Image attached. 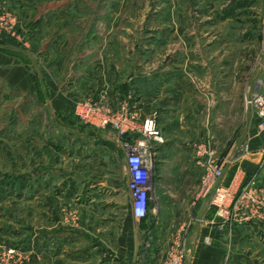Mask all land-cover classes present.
<instances>
[{
	"label": "rangeland",
	"instance_id": "1",
	"mask_svg": "<svg viewBox=\"0 0 264 264\" xmlns=\"http://www.w3.org/2000/svg\"><path fill=\"white\" fill-rule=\"evenodd\" d=\"M0 4L15 20L14 35L1 36L0 40L5 38L17 48L16 52H2L16 64L7 63L0 68V264H46L43 252L50 256L59 252L61 246L44 248V240L47 242L64 232L74 234L76 239L75 243L64 245L68 264H103L111 260L112 248L127 241L129 228L138 230L140 243L136 249L145 243L152 247L157 233L163 229L156 224L159 219L151 202V212L145 219L136 224L129 218L123 195L126 165L114 135L108 132L103 141L89 134V144L76 142L75 138L64 139L65 134L58 131L49 116L42 91L46 86L36 79V74L57 85V92L73 104L74 114L78 102H99L113 110L126 104L139 118L156 115L162 142L178 137L189 143L191 150L195 149L196 158L197 147L208 136L213 137V142L218 140L229 146L237 132H205L214 118L205 116L202 100L193 103L197 113L189 118L196 125L194 132H166L171 124L163 121L162 112L168 114L170 102L166 100L162 105L161 101L155 102L156 89L150 84L157 73L153 66L163 61L160 65L167 68L177 59L178 75L196 79L204 75V65L210 62L211 76L242 78L243 81L238 80L243 83L238 112L244 123L249 114H255L253 108L245 106L244 99L262 95L259 85L247 83L257 69L251 68V64L255 59L260 62L264 56V0H0ZM61 13H67L68 17L61 18ZM43 22L52 24L48 25L49 30ZM59 25L66 35L60 34ZM210 28L211 38L209 33L205 37L204 30ZM174 43L180 48L178 53H173ZM213 43L217 44L212 49L205 47ZM61 58L66 67L59 70L56 65ZM88 59V63L93 60L103 63L99 75L95 74L90 84L84 85L85 90H99L100 98L95 101L90 100L93 94L77 99L70 84H65L67 77L75 80L79 63ZM220 62L223 65L226 62L228 68L219 69ZM191 81L195 83L191 94L194 96L195 92L197 99H203L205 88L197 85L196 80ZM109 91L115 94L116 102L111 100ZM182 111L183 120L187 121V105H182ZM57 119L65 127L75 123L65 116ZM105 144L110 147L106 159H113L111 169L115 174V186L109 188L92 177L91 147L99 145L103 149ZM246 150V144L242 143L238 153L245 154ZM149 162L152 185V157ZM251 179L236 195L243 196L244 205L237 222L229 220L222 224L214 212L215 220L222 225L238 223L245 228L249 225L252 230L244 233L235 255L229 252L234 244L227 245L223 264H264L261 251L255 257V242L251 240L255 236V223L264 226V197L257 192L264 193V187L252 189ZM153 193L150 192V197ZM255 200L259 202V210H255ZM179 216V226L172 228L167 237V248L181 231L180 225L187 223L186 214ZM181 239L189 249L183 236ZM95 252L104 257L91 262L90 255Z\"/></svg>",
	"mask_w": 264,
	"mask_h": 264
},
{
	"label": "crops",
	"instance_id": "2",
	"mask_svg": "<svg viewBox=\"0 0 264 264\" xmlns=\"http://www.w3.org/2000/svg\"><path fill=\"white\" fill-rule=\"evenodd\" d=\"M59 16L61 18L68 17L67 13H61ZM44 23L45 22H43V24ZM48 25L49 24L45 23V26H47L46 30H49V26L52 24ZM57 29H59L62 36L66 35L65 29L63 30L61 25H59ZM211 32V28L205 29V37H207L209 33V37L211 38ZM1 44H3V46H1ZM213 44L214 45H207L205 47L209 46V49H212L217 43ZM171 47L173 53H178L180 51L178 44L176 45L174 43ZM85 48L88 49L89 46L84 47V49ZM16 49V46L5 38L0 40V68H3L4 64L7 63H15V60L4 56L2 52H4V50L16 52ZM54 51L55 50H52V52ZM84 52L83 50V53ZM88 62L89 59L87 61H81L79 63L80 66L77 67V69L80 70L78 71L76 69L75 80L72 81L70 80L72 77H67V79H65V84H70L69 88L74 90L72 94H74L77 99L81 100L87 96L89 97V94L90 96L93 94L90 100L95 101L100 98L99 90L94 91L93 88H91V91H89V88L85 90L84 85L90 84L89 82L92 81V77L95 74L99 75L98 70L103 63L100 60L90 61L91 63ZM162 62H156L153 66L152 70L157 73L154 77L155 81L150 84L154 85L156 89L155 102L159 101L160 103L161 101V105L164 104L166 100L170 102V105L167 106V109L169 108L168 114H165L164 110L162 112V115H164V118H162L163 121H169L168 123L171 124L166 132L173 134L194 132L196 125L193 120L189 118L195 117L194 114L197 113L196 106H194L193 103L196 102V100H202L205 105V116L214 118L213 122L207 125L205 132L209 134L212 132L215 134L231 131L237 132V136L229 146H226V144L218 140L213 142V137L211 135L208 136L203 143L209 145L215 151L216 156L220 157L224 162V171L220 184L231 189L235 194L239 192V189L250 178H252L251 184L253 183L252 189L264 187V131L259 129V120L254 112L248 115L244 123L238 112L240 108V85L243 84L240 83V81H243V79L233 78L232 76H211L209 74L212 68L210 62L205 63L204 71H206L203 76L197 77L196 79L190 78L188 76L178 75L180 67L179 60H173V62L168 64L169 67L167 68H164V66H162L163 64L160 65ZM256 62L255 59V62L251 64V68L257 69L256 72L254 70L251 81L250 83L248 82L247 85L250 84L253 87L259 85V90L264 96V56L260 62ZM58 64L56 68L59 70L66 67L64 58H61ZM225 66H227L226 62H224V65L220 62L218 67L219 69H225ZM89 70H92L91 75H89ZM58 75L60 74H57V76ZM33 78L35 79V75ZM36 79L41 83L43 82L42 84L46 86L42 91L44 92L45 104L49 106V116L58 131L65 134L63 136L64 139L69 141L70 138H75L76 142L80 141L82 144H89V134H91L93 137H101L103 141H106V136L109 135L108 131L97 130L81 124L74 114L73 104L68 98L61 96L57 92L56 84L47 77L44 79L39 74H36ZM192 79L197 81V85L205 88L206 92L203 99H197V94L195 92H193L194 96L191 94V92L195 90L192 85L195 83L191 81ZM238 80L240 81L238 82ZM60 82L62 83V80ZM97 82V84L100 83L99 81ZM144 83L148 84L147 81ZM33 91V94L37 93L36 89H33ZM108 93L110 97H112L111 100L116 102L115 94L112 95L110 91ZM164 96L168 98L164 99ZM119 97L121 96L119 95ZM149 100L150 98L148 101ZM184 104L187 105L188 110L186 116L189 120L187 119V121L183 120L185 113L182 111V105L185 106ZM63 116L74 121V125L65 127L63 123L57 119ZM144 118H146V116L140 115V120ZM67 136H69V138ZM242 143H245L247 146V152H245V154L238 153ZM99 145L98 148L94 146L91 147V149H93L92 161L95 170L92 172V177L97 180L98 183L102 181L99 185H107L109 188L115 186V174L111 169L113 159L110 157L106 159V155L110 154L109 145L105 144L106 147H103L106 151ZM84 149L85 148H82V150ZM119 152L122 160H124L122 151L120 150ZM194 152L195 149L191 150L189 143L180 140L178 137L175 138V140H164L161 143L152 144V158L154 161L152 190L154 193L152 194L153 196L150 197V202L151 205L153 203L154 206L153 213H155L157 215L156 218L159 219L156 224L157 226L159 225L158 227H162L163 230L157 233L158 238L148 254V261H156L163 255L168 245L169 239L167 237L170 235L171 229L179 226L180 214H186L188 220L186 221L187 223L180 225L181 231L176 234L177 236L181 235L184 237L187 246L191 250L189 264H223V258L228 249L227 245L229 243L234 244V246H230L229 252L235 255V253L238 252V246L236 245H238L239 241H243L246 235L244 233L251 230L249 225L246 226V228L238 223L222 225L215 220V211L211 206L210 196L202 198L199 195L201 172L196 164ZM123 177L125 182V190L123 192L125 210L129 218L137 224L140 221L135 220L131 213L130 194L127 189L128 178L126 174H124ZM258 208L259 206L255 205V210H258ZM164 223L167 226H164ZM174 224L178 225L174 226ZM184 229L187 231L184 232ZM128 231L127 241L119 242L117 246L113 247L112 259H109V261L103 264H120L119 262L136 264L138 254L141 251V248L136 249L137 246L139 247L140 243L138 239V230L134 227V230L131 231L129 228ZM254 234L255 239L253 238L251 240L255 242V257L258 254L257 251H261L263 253L262 255H264V226L260 223H255ZM172 236L173 235H171V237ZM74 237V234L64 232L50 237L47 242L44 240V248L50 249L51 245L56 244L61 246L60 251L56 254L49 256V254H47L48 252H43L42 257L44 258V262L46 264L70 263L68 259H65L67 251L63 249L68 243H75L76 239ZM206 238H209L211 241L209 247L202 246L205 244L203 242ZM100 257H104V254L95 252L90 255V260L91 262H95L98 261ZM75 260L76 258L73 257L72 261ZM255 260L258 259L255 258Z\"/></svg>",
	"mask_w": 264,
	"mask_h": 264
},
{
	"label": "built area",
	"instance_id": "3",
	"mask_svg": "<svg viewBox=\"0 0 264 264\" xmlns=\"http://www.w3.org/2000/svg\"><path fill=\"white\" fill-rule=\"evenodd\" d=\"M14 21L13 16L0 4V37L14 35ZM244 102L247 108L255 110L259 129L264 131V96L254 94L245 98ZM75 115L84 125L108 131L114 135L124 155L132 216L137 221L145 219L151 212L150 192L153 191L149 164V159L152 157V144L162 142L156 115L140 120L139 116L126 104L113 110L99 102H78ZM196 164L201 172L200 197L210 196L215 216L222 221V224L229 220L237 222L244 206L243 196L237 197L231 189L220 184L223 176V161L215 155L209 145L203 144L196 149ZM257 192L262 193L264 197L263 190ZM255 205L260 206L256 200ZM182 240L180 235L175 236L163 255L156 261H148V254L152 247L148 243L143 244L136 264H189L191 250L185 248ZM204 243L209 245L211 241L206 238Z\"/></svg>",
	"mask_w": 264,
	"mask_h": 264
}]
</instances>
